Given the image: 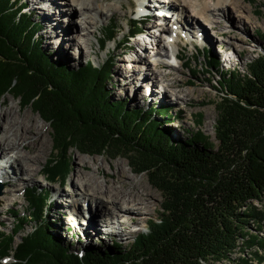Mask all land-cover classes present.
Here are the masks:
<instances>
[{
    "label": "trees",
    "instance_id": "16d2710c",
    "mask_svg": "<svg viewBox=\"0 0 264 264\" xmlns=\"http://www.w3.org/2000/svg\"><path fill=\"white\" fill-rule=\"evenodd\" d=\"M40 28L23 0H0V95L11 92L51 125L56 155L42 169L48 183L64 177L60 159L74 146L125 157L132 170L148 175L163 203L160 216L128 247L114 243L76 252L47 220L48 192L27 187L28 213L15 210L12 231L0 232V264L5 257L11 259L5 264H203L228 258L248 221L257 218L250 202L264 194V54L243 74L219 73L214 147L199 130L173 140L151 117L160 111L155 106L128 109L111 100L106 82L114 57L76 68L52 61L38 39ZM118 28L114 22L104 27L96 39L100 50L115 41ZM137 28L134 22L130 30ZM127 43L125 36L116 48ZM218 65L207 56L208 71ZM25 224L31 229L23 232Z\"/></svg>",
    "mask_w": 264,
    "mask_h": 264
},
{
    "label": "rangeland",
    "instance_id": "374dc122",
    "mask_svg": "<svg viewBox=\"0 0 264 264\" xmlns=\"http://www.w3.org/2000/svg\"><path fill=\"white\" fill-rule=\"evenodd\" d=\"M48 1L49 0H38V2L32 6L30 0H23V5L25 6V11L32 15V19L41 24V28L37 33L38 39L42 41V48L49 54L52 61L55 62L60 60L68 68H76L85 64L87 61H91L94 65H102L109 61V58L114 57L110 79L106 82V88L111 92V100L124 102L128 109H149V107L152 106L157 107L160 111L153 114L151 117L159 122L160 128H167L170 137L175 141L181 142L188 135L199 130L201 132L200 136L205 137V140L211 142L212 146L217 147L219 145L215 137V128L219 116L218 105L220 104V96L222 94L218 82L219 73H221V71L226 73L233 71L243 74L251 61L256 58L258 59L260 55L264 54V0H241L245 6L244 14L251 17L254 21V25L251 26L245 19L244 25L246 29L244 31L234 26H227L225 28L226 34L223 37L222 45H218L215 41L211 43L210 41L208 43L203 42L199 37L200 27L192 23L188 25L189 27L185 25L188 27L186 29L188 37L183 33H178L179 41H177L176 44H169L167 41V36L169 34L159 36L162 38V43L166 45V48H164V51L166 49V56L157 55L156 58H151V62L153 63L154 59H163L164 61L171 62L172 67L164 66L159 68L162 73L170 71L176 73L178 78L189 80V84L184 86V89L186 92L190 93L189 98L192 102L191 105L188 104V102L175 104L169 97L163 100L158 93H155L156 96L151 95L150 90L144 91L147 92V94L143 99H135L132 96L133 91L130 86H128L129 90L127 87L126 89H122L126 84H129V82L122 80L124 75H126L125 70L122 68L123 63H125V58L137 56L136 54H143L145 47L150 46V41H154V38L145 31L144 26L147 21L137 19L138 12L142 10L138 7L140 0H122L125 4V8L123 9L125 10V16L123 15L122 8L119 7L113 15L109 17L108 21L107 19L99 21L93 36H90L93 49H90L88 44L86 45V43H83L84 49L88 52L87 56L82 58L73 56L75 51L74 49H70L69 59L65 58V54L68 52V49L65 48L66 41L57 39L56 41L60 42H56L57 44L54 46L51 44L48 46L49 39L45 37V29L48 28L47 25L49 22H54L53 25L57 26L55 29L62 30L63 32L65 30L63 25H66V20L71 17L69 18L65 17V15H61L58 21H47L45 18L47 16V11L44 10L43 12L41 9L42 12H40L39 5L43 2L47 4ZM54 1L61 2L62 0ZM107 2L117 3L118 0H106L103 3ZM150 3L161 4L159 0H150ZM58 6L63 7V4H58ZM157 10L160 9L157 8ZM228 11L235 14L232 7H229ZM158 17L160 19H169L168 17L163 18L161 15ZM62 18H65V20L61 21ZM74 18L80 19L81 15L77 13ZM156 18L157 15L154 16L152 20ZM110 22H114V24L119 27L118 32L115 34V41L106 42L105 48L100 50L96 39L103 37L104 27ZM134 22L138 24L139 28L131 31L130 29L133 28ZM174 27L175 26H173V28ZM179 27H181V25ZM179 27L176 25L174 29L181 31ZM207 29L208 33L211 35L213 30L209 27ZM153 31L160 35V32L156 28L153 29ZM129 32L131 37L128 39L127 45L124 46L123 49L116 48V42H122L123 37L125 38L124 34ZM233 35L236 36V38H233ZM143 38L146 39V43L143 42ZM137 39L142 40H140L141 42L139 45H137ZM221 39L222 37L217 34L216 40L219 41ZM227 40H231L236 46L226 45L225 42ZM151 45H153V42ZM129 48L133 50L131 51ZM240 48L242 49L241 52L238 51ZM177 50H179L181 55L179 54V56L177 54V59H174L171 53H178ZM146 51L155 52L156 49L146 48ZM207 56L217 59L219 62L218 66L211 68L212 71H208L206 68ZM127 64H135V61H128ZM136 72L137 70H135V73ZM151 72L152 71L148 68L145 71H140V74L146 77L145 81H149L152 78ZM132 75L136 76V74ZM199 79L203 81L201 82L202 84H198ZM156 85L157 87H161L162 83L157 82ZM9 107L13 108L15 112H18L17 114L20 116L29 114L32 118H36L38 124L37 128L42 137L39 142H31V138L26 139L28 143L22 152L31 156V160L28 163L31 165L33 178L24 181L23 184H18L20 180L11 172L13 170L12 167L5 166L8 168H1L5 164L8 165L9 162H7V160L10 161L11 158H9L8 155L0 153V175L5 177V179H9L10 176V181L0 179L2 193L4 189L12 188L13 184H16V186L18 185V191L12 192L11 197L14 199L12 203L10 202L7 204L3 198H0V232L12 231L14 224H16L18 220L12 215L15 210H19L21 214L28 213L29 209L24 196V191L27 187L38 188V190L48 192V207L46 208L47 220L53 222L52 227L57 237L61 238L63 242L67 243L70 248L76 252L85 248H100L103 250L104 248H111L114 243L122 248H126L133 241L138 232L146 230L149 220L160 216L163 194L152 185L146 173L132 170L127 159L123 156L112 157L110 154L106 153H87L82 152L77 147L71 146L64 149L65 152L62 154V159H60V161H62L61 165L63 167L64 177L54 183H48L43 175L42 169L44 165L56 155L51 125L34 111L31 105H23L18 97L14 96L11 92H5L0 95V108L5 109ZM166 112H169L170 115L165 114ZM208 114H210V116ZM40 142H42L43 147L39 149L38 146H42ZM93 157H95L94 162L90 159ZM81 160L85 161L86 166L81 165ZM119 165L123 167L127 176L133 177L135 180L142 183L147 187L148 191L152 193L148 211L145 209V206H147L146 204H148L146 200L140 201L137 205L139 209L138 216L141 217V220L137 223H131L126 220L131 233L120 237L117 233V222L114 226L110 221H107L101 213L97 212V208L99 211L101 206L92 207L82 198V195L77 196L79 199L77 209L80 210V212L78 211V219L82 224L72 221L69 212L72 209L67 205L69 203L66 202L65 199L68 198V192L72 190L73 184L77 185L76 183H78L80 179L78 174L82 173L87 177L92 176L103 188L119 186L116 178ZM96 167L99 168L98 171H96ZM14 168H16L15 165ZM22 182L23 181H21V183ZM250 206L253 207L255 209L254 212L258 214L257 218L248 221L245 226L246 234L244 238H239L237 240V247L230 252L229 257L221 261L211 260L203 264H264V194L261 200L251 201ZM101 210L103 212V208H101L100 211ZM89 213L92 215V219ZM24 228L25 230L23 232L29 231L31 225L25 224ZM93 229L99 230V233H95L96 231ZM18 241L19 235L16 236L15 243ZM10 260V257H5L1 261L5 264Z\"/></svg>",
    "mask_w": 264,
    "mask_h": 264
},
{
    "label": "bare ground",
    "instance_id": "6f19581e",
    "mask_svg": "<svg viewBox=\"0 0 264 264\" xmlns=\"http://www.w3.org/2000/svg\"><path fill=\"white\" fill-rule=\"evenodd\" d=\"M104 1L106 0H62L61 2L49 0L47 4H44V2L40 3L39 11H47V16L45 17L47 21H58L61 15H65V17L69 18L71 17L66 20V25H63L65 28L63 32L62 30L55 29L57 26L53 25L54 22H49L47 25L48 28L45 29V37L49 39L48 46H50V44L54 46L60 42L56 41L57 39H62V41H66L65 48L68 49L65 58H70V49H74L75 51L73 56L78 58L86 57L88 52L84 49L83 43H86V45L88 44L89 48L93 49L92 43L90 42V36H93L94 30L97 29L99 21L104 19H107L108 21L109 17L113 15L119 7L122 8L123 15L125 16V10H123L125 4L122 0H118L117 3H103ZM145 1H142L144 14H142L141 10H137L139 11L137 19L147 21L144 26L145 31L154 38V41H150V46L145 47L143 54L126 57L125 63L121 62L123 63L122 68L126 72V75H124L122 80L129 82V84H126L122 89H126L127 87L129 90L128 86H130L133 91L132 96L135 99H143L147 94V92L144 91L150 90L151 95L158 93L163 100H166L168 99L167 97H169V99L175 104L188 102V104L191 105L192 102L189 98L190 93L186 92L184 89V86L189 84V80L178 78L176 73L170 71L162 73L159 68L164 66L172 67L171 62L164 61L163 59H154L153 63L151 62V58H156L157 55L166 56V49L164 51L166 45L162 43V38L159 36L169 34L167 36V41L171 44L170 42L173 40L172 38H178V33H183L188 37L186 29L189 27L188 25L192 23L200 27L199 37L203 42L208 43L210 41L211 43L215 41L218 45H222L223 37L226 34L225 28L227 26H234L237 29L244 31L246 29L244 20L246 19L251 26L254 25V21L249 15L244 14L245 6L241 0H160L162 4L167 3V5H154L150 3V0H147V3ZM30 2L32 6H34L38 0H30ZM58 4H63V7L58 6ZM229 7H232L235 14L228 11ZM157 8L160 10L164 8V11L166 12L156 13ZM77 13L81 15L80 19L74 18ZM169 14L171 15L168 20L160 19L158 17L161 15V17L166 18ZM156 15L157 18L152 20ZM62 20L64 21L65 18H62L61 21ZM176 25L178 27L181 25V27H179L181 31L174 29L176 28ZM173 26L175 27L173 28ZM208 27L213 30L211 35L208 33ZM155 28L160 32V35L153 31ZM217 34L222 37L219 41L216 40ZM233 38H236V36L233 35ZM140 40L141 39H137V45L142 41ZM143 42L146 43L145 39H143ZM152 42L153 45H151ZM225 44L236 46L231 40H227ZM146 48L156 49V51L148 52L146 51ZM129 49L131 51L133 50L132 48ZM241 50L242 49L240 48L238 51L241 52ZM177 51V54L179 55L180 52L179 50ZM174 54V52L171 53L172 56ZM131 60L135 61V64H127V62ZM148 68L152 71V78L149 80L150 82L147 80L145 81L146 77L140 74V71H145ZM135 70H137L136 73ZM132 74H136V76H133ZM157 82L162 83L161 87H157ZM201 82L203 81L199 79L198 84ZM17 113L18 112H15L11 107L5 109L0 108V153L8 155V157L11 158L10 161L7 160L9 164H5L1 168L5 169L12 167L13 170L11 172L17 176L18 180H20V182L18 181V184H23L24 181L33 178V173L31 172L32 168L28 163L31 160V156L22 152L28 143L26 142V139L31 138V142H39L42 135L37 128L38 124L36 118H32L29 114L20 116ZM208 115L210 116V114ZM40 144H42V142H40ZM42 147L43 144L42 146H38L39 149ZM90 159L94 162L95 157ZM14 165L16 168H14ZM81 165L86 166L84 160H81ZM118 168L119 171L117 172L118 175L116 178L119 186H110L107 188H103V186L92 176L87 177L82 173L78 174L80 179L78 183H76L77 185L73 184V188H71L72 190L68 192V198L65 199V201L69 203L67 205L72 209L69 211L72 221L82 224L78 219V211L80 212V210L77 209L79 202L77 196L82 195V198L92 207L101 206V208H103V212L102 210L100 211L101 208L99 211L97 208V212L101 213L107 221H110L114 226L117 222V233L120 237L131 233L126 220L131 223H137L141 220V217L138 216L139 209L137 205L140 201L146 200L148 204H146L147 206H145V209L148 211V207L150 206L149 203H151L152 199V193L149 192L147 187L142 183L138 182L133 177L127 176L121 165H119ZM98 169L99 168L96 167V171H98ZM0 179H5V177L0 175ZM4 181H10V176L9 179H5ZM21 181L23 182L21 183ZM16 191H18V185L16 186V184H13L12 188H6L3 190L0 198H3L7 204L10 202L12 203L14 199L11 195L12 192ZM89 215L91 214L89 213ZM93 230L96 231L95 233H99V230Z\"/></svg>",
    "mask_w": 264,
    "mask_h": 264
},
{
    "label": "water",
    "instance_id": "95a60500",
    "mask_svg": "<svg viewBox=\"0 0 264 264\" xmlns=\"http://www.w3.org/2000/svg\"><path fill=\"white\" fill-rule=\"evenodd\" d=\"M2 191H1V186H0V195H1Z\"/></svg>",
    "mask_w": 264,
    "mask_h": 264
}]
</instances>
